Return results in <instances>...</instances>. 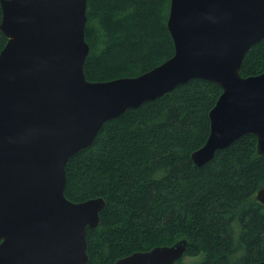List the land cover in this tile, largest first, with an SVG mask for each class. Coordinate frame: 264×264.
Listing matches in <instances>:
<instances>
[{"label":"water","instance_id":"1","mask_svg":"<svg viewBox=\"0 0 264 264\" xmlns=\"http://www.w3.org/2000/svg\"><path fill=\"white\" fill-rule=\"evenodd\" d=\"M0 2L8 38L0 53V264H88L87 230L100 225L106 200L66 196L69 159L108 120L191 79L223 89L193 161L203 166L248 133L264 154V72L240 73L264 38V0H171L174 54L140 75L97 81L84 70L88 0ZM257 199L264 205V187ZM188 242L135 251L114 264H175Z\"/></svg>","mask_w":264,"mask_h":264},{"label":"trees","instance_id":"2","mask_svg":"<svg viewBox=\"0 0 264 264\" xmlns=\"http://www.w3.org/2000/svg\"><path fill=\"white\" fill-rule=\"evenodd\" d=\"M171 0H88L84 70L89 80L140 75L170 58ZM2 7L0 2V23ZM8 38L0 28V53ZM264 72V38L246 53L240 73ZM223 92L201 78L105 122L93 144L66 166V196L104 197L101 222L88 227V264L187 238L199 264L264 260V154L248 133L198 166L192 153L210 134V110ZM175 264H186L183 258Z\"/></svg>","mask_w":264,"mask_h":264},{"label":"rangeland","instance_id":"3","mask_svg":"<svg viewBox=\"0 0 264 264\" xmlns=\"http://www.w3.org/2000/svg\"><path fill=\"white\" fill-rule=\"evenodd\" d=\"M203 259V255H197V256H184L183 261L186 264H199L201 260Z\"/></svg>","mask_w":264,"mask_h":264}]
</instances>
